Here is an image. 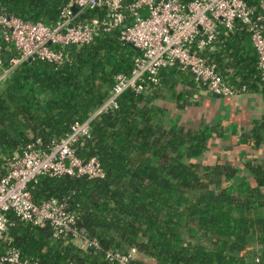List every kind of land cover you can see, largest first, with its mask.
<instances>
[{"label":"trees","instance_id":"obj_1","mask_svg":"<svg viewBox=\"0 0 264 264\" xmlns=\"http://www.w3.org/2000/svg\"><path fill=\"white\" fill-rule=\"evenodd\" d=\"M68 2L0 0V11L56 26ZM78 12L79 22L107 15L104 8ZM57 49L65 56L62 65L30 61L0 90V177L16 152L37 141L46 147L89 119L109 99L116 77L129 76L140 56L120 39L119 30ZM5 53L7 59L16 56L14 50ZM204 55L230 85L264 95L258 55L240 25L232 33L223 30ZM182 85L187 91L205 89L173 64L161 70L157 87L126 91L116 109L92 122L91 138L77 151L83 160L100 161L103 179L42 176L30 184L36 204L52 199L65 204L98 249L85 251L72 238H55L51 227L23 223L11 214L14 226L0 241V253L14 248L38 264H112L108 252L127 255L135 249L133 264H264V164L246 166L253 180L241 179L235 187L226 182L237 177V167L202 164L207 130L171 123L153 104L170 93L179 98L176 88ZM251 137L256 144L264 140V117Z\"/></svg>","mask_w":264,"mask_h":264},{"label":"built area","instance_id":"obj_2","mask_svg":"<svg viewBox=\"0 0 264 264\" xmlns=\"http://www.w3.org/2000/svg\"><path fill=\"white\" fill-rule=\"evenodd\" d=\"M250 5L246 0H69L56 26L31 22L0 11V90L8 85L23 64L38 60L60 66L65 56L57 47L86 45L96 36L119 30L120 39L140 52L129 76L120 74L109 99L86 121L76 122L70 132L43 147L40 141L6 159L5 174L0 177V241L7 239L14 226L11 214L21 222L41 228L51 227L55 238H72L83 250L98 249L96 239L77 226V217L56 199L36 204L30 184L42 176L103 179L105 171L97 158L83 160L78 145L91 138V124L103 113L118 107L117 100L126 91H149L159 85L162 69L178 64L205 90L220 97L245 92L230 85L215 64L204 55L218 42L222 31L232 33L240 25L250 36L258 55V69L264 81V0ZM83 9L107 10L102 21H76ZM16 56L7 59L6 51ZM152 87V88H155ZM137 251L129 254L108 252L112 264H133ZM0 264H38L23 259L18 250L0 253Z\"/></svg>","mask_w":264,"mask_h":264},{"label":"crops","instance_id":"obj_3","mask_svg":"<svg viewBox=\"0 0 264 264\" xmlns=\"http://www.w3.org/2000/svg\"><path fill=\"white\" fill-rule=\"evenodd\" d=\"M176 89L179 98L170 93L153 104L161 106L166 116L172 110L171 123L207 130L208 148L199 161L237 167V177L226 182V186L235 187L241 179L251 182L253 176L246 166L264 164V140L256 144L251 137L255 122L264 117V95L242 92L234 97H220L196 87L187 91L182 85Z\"/></svg>","mask_w":264,"mask_h":264},{"label":"rangeland","instance_id":"obj_4","mask_svg":"<svg viewBox=\"0 0 264 264\" xmlns=\"http://www.w3.org/2000/svg\"><path fill=\"white\" fill-rule=\"evenodd\" d=\"M172 111V110H171ZM171 111H169V116H173V114H172V112ZM169 116H168V118H169ZM182 124V123H181ZM207 163H209V161H207Z\"/></svg>","mask_w":264,"mask_h":264},{"label":"water","instance_id":"obj_5","mask_svg":"<svg viewBox=\"0 0 264 264\" xmlns=\"http://www.w3.org/2000/svg\"><path fill=\"white\" fill-rule=\"evenodd\" d=\"M77 10V8H73V11L75 12ZM29 61H31V60H29ZM218 96V95H217Z\"/></svg>","mask_w":264,"mask_h":264}]
</instances>
